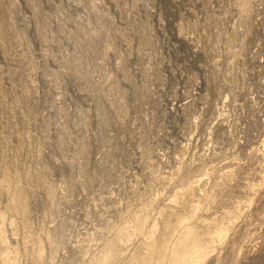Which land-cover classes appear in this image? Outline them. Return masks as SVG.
Here are the masks:
<instances>
[{
	"label": "rangeland",
	"instance_id": "obj_1",
	"mask_svg": "<svg viewBox=\"0 0 264 264\" xmlns=\"http://www.w3.org/2000/svg\"><path fill=\"white\" fill-rule=\"evenodd\" d=\"M263 152L264 0H0V264H133L199 199L198 264H264Z\"/></svg>",
	"mask_w": 264,
	"mask_h": 264
},
{
	"label": "bare ground",
	"instance_id": "obj_2",
	"mask_svg": "<svg viewBox=\"0 0 264 264\" xmlns=\"http://www.w3.org/2000/svg\"><path fill=\"white\" fill-rule=\"evenodd\" d=\"M199 186V193L203 194L204 199L212 197L211 194L205 191L206 189L203 185ZM196 187L197 186H194V183H189L186 189L184 188L185 193L189 196L194 195L195 191L197 190ZM182 195L183 194H181V192H177L176 194H174L173 202L177 203L178 199ZM14 200L16 202H19V197L16 196ZM202 201V199H199L197 205L193 207L190 206L191 208L188 213L183 216L180 215L181 217L179 216L178 220L175 219L177 220L178 234L172 241H168L167 239H165L164 237H166V235L162 237L156 234L159 228L158 223L155 222L154 226H152L153 229L150 231L151 234L149 235L148 240L144 239L146 241H143L142 243L144 245L143 249H145L146 252L135 253L134 255L131 254L132 256L130 258V263L152 264L153 257L158 252H162L163 256L158 262H156V264H198L199 262L206 260L207 256L213 251L215 244L217 242H222L223 240H225L228 231V225H226L225 223H219L218 221H212L206 227L199 226L198 223L195 222V219L197 217L198 211L201 208ZM167 207H165L164 209H166ZM164 209H162V211ZM164 213L166 215L167 226H169L171 224L170 217L174 212H165L164 210ZM145 218L146 217H144V219ZM6 219V213H3L0 218V233L4 242H7L4 228ZM12 223L14 224V221H12ZM131 225L133 227L132 231L130 229L131 226L129 227V229L125 226H119L116 229V238L112 241L110 240L111 242H109V244L107 245L106 251H103L104 254L101 255L102 259L100 260L109 261L114 259L116 252H118L117 248L120 242L122 243L125 239H128L129 241L132 236L141 234V232L143 233L142 230L144 229V220L142 215L135 216ZM43 252L44 251L42 246L38 245L37 253L40 259L43 256ZM18 257V251H16L14 254H11L9 252L6 254L4 260L7 261L8 264H19Z\"/></svg>",
	"mask_w": 264,
	"mask_h": 264
}]
</instances>
